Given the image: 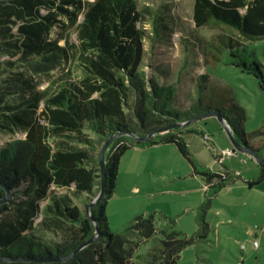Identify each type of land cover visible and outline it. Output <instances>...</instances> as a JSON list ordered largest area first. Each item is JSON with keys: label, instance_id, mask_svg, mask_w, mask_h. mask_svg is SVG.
<instances>
[{"label": "trees", "instance_id": "obj_1", "mask_svg": "<svg viewBox=\"0 0 264 264\" xmlns=\"http://www.w3.org/2000/svg\"><path fill=\"white\" fill-rule=\"evenodd\" d=\"M152 11L149 6L141 9L137 0H0V52L12 59L0 61V73L7 72L0 80V133L20 132L25 136L0 146V184L13 196L10 203L0 205V257L30 260L0 264H177L194 238H184L175 229H160L154 215H140L128 228L145 241L160 237V244L138 256L137 261L135 243L128 234L109 230L107 205L116 189L121 160L132 148L172 144L190 164L193 174L207 182L199 206L197 237L207 229L206 213L212 199L242 178L200 165L185 138V133L197 129L172 127L189 120L191 114L179 110L184 103L175 95L172 83L157 80V68L152 76L143 68L146 39H150L152 49L168 25L161 22L159 12L153 16ZM146 14L152 15L151 35L146 30ZM80 16L79 58L86 73L83 79L73 82L66 74L63 83L57 85L55 81L40 89L33 76L15 70L27 67L37 75L70 62L69 46H62L52 34L55 28L67 30L76 25ZM193 20L197 28L226 27L232 36L264 38V0H194ZM233 56L238 59L232 65L255 76L264 89L260 63L247 62L235 53ZM212 113L226 119L236 139L258 154L248 137H259L264 132L247 134L222 110ZM86 130L97 136L101 148L110 136L120 134L105 154V195L90 209L100 225L101 236L75 255L59 260L72 255L95 233L86 207L101 189V149H95V139ZM159 130L148 141L129 135L145 138ZM73 141L91 148H78L70 143ZM246 182L250 187L264 182V163L257 179ZM56 190L73 191L78 198H94L82 210L68 194ZM5 195L0 186V198ZM46 200L51 201L47 207L50 224L44 220L42 224L58 238L57 242L47 240L51 245H44L46 240L33 235L41 204ZM14 249L16 253L11 251Z\"/></svg>", "mask_w": 264, "mask_h": 264}, {"label": "rangeland", "instance_id": "obj_2", "mask_svg": "<svg viewBox=\"0 0 264 264\" xmlns=\"http://www.w3.org/2000/svg\"><path fill=\"white\" fill-rule=\"evenodd\" d=\"M137 1L141 9L145 6L153 8V16L159 12L162 16L161 22L166 21L168 24L152 49L150 39H146L144 70L148 76H152L155 73L154 69L157 68V80L173 84L175 95L178 94L180 103L185 105L183 108L179 105V110L189 112L190 119L205 116L189 126L198 132L185 133L194 157L203 167L239 174L242 178L226 186L216 195L215 202L212 199L206 213L207 229L202 236L197 237L200 233L199 206L204 201V196L203 194L199 196L200 202L196 208L194 203L197 191L192 195H186L187 197L180 191L189 187L192 190L198 189L199 183L203 185V180L196 179L198 183L193 180V170L176 146L153 149L160 152L154 153L158 156L150 159L154 164L156 158L167 157V165H163L167 166L165 169L171 167L170 174L156 168L140 173V165L146 163L144 153L133 157L130 151L121 163L118 191L122 197L117 199L119 201L115 207L117 214L121 213L123 218L116 217L112 224H108L109 230L113 233L128 234L129 239L135 243L136 261L138 256L146 255L152 247L160 244L159 236L158 239L145 241L136 231L128 230L143 213L146 216L154 215L155 223L160 229L169 231L175 229L184 238H194V242L181 253L177 264H264V182L254 186L251 191L241 187L244 184L243 178L255 176L254 180L257 179L261 174V165L249 152L233 153V144L226 129L217 117L209 115L212 111L220 109L247 134L264 132V89L255 76L243 73L232 65V61L238 59L233 56L235 53L247 62L260 63L264 75V38L246 40L237 34L232 36L226 27L197 28L193 20L194 0ZM146 15L148 20L146 30L151 35L152 15ZM82 19L83 16H80L78 23L67 30L55 28L52 34V38L60 39L62 46H69L70 62L66 64L62 62L54 70L37 75L27 67L15 70L33 76L40 83V89L47 88L55 81L57 85L63 83L66 74L71 75L73 82L83 79L86 73L79 58L78 36V24ZM7 60L12 59L0 52V61ZM159 66L163 68L157 75ZM0 74L1 80L5 78L7 72ZM133 127L135 129V126ZM137 131L141 134L139 130ZM85 132L90 138L95 139V149H101L97 136L89 130ZM24 137L20 132L14 134L2 132L0 146ZM248 138L252 145L264 146V135ZM70 143L78 148H91L86 143L77 141ZM259 154L263 156L264 147ZM143 180L146 189H140L135 193L136 187ZM56 192L61 195L68 194L73 204L79 205L82 210L94 198L93 195H82L78 198L70 190ZM128 193H131L129 197H123ZM157 205L165 210L156 212ZM163 216L168 219H164ZM40 219L41 216L38 217V221ZM254 240L259 243L257 249L252 246ZM24 244L30 248L25 240ZM43 244L51 245L49 241ZM243 244L247 245L246 249H242ZM11 251L16 253L15 249Z\"/></svg>", "mask_w": 264, "mask_h": 264}, {"label": "crops", "instance_id": "obj_3", "mask_svg": "<svg viewBox=\"0 0 264 264\" xmlns=\"http://www.w3.org/2000/svg\"><path fill=\"white\" fill-rule=\"evenodd\" d=\"M195 129V128H194ZM172 144H165V145H157V146H152V147H145V148H132V149H130L129 151H127L126 152V154L123 156V158L128 154V152H130V151H132V156L133 157H137L139 154H141V153H144V157H145V160H146V163L145 164H143V165H140V168H139V170H140V173H143V172H145L146 170H150V169H157V170H163L164 172H168L169 174H170V171H171V167L170 166H168V169H165L167 166H165V165H163V164H166L167 165V157H160V158H156L155 159V161H154V164H152L151 162H150V159H153L154 157H156V156H158V154H154V153H157V152H160V151H156V150H153V149H159V148H163V147H166V146H171ZM174 146V145H173ZM254 148H256L257 150H258V154H259V151L261 150V147H259V146H256V144H254ZM148 151H150V152H148ZM191 151H192V149H191ZM151 152H153V153H151ZM193 152V151H192ZM259 156L260 157H262L260 154H259ZM123 158H122V160H123ZM122 160H121V163H122ZM120 169H121V165H120ZM153 169V170H154ZM213 169V168H212ZM216 170V169H215ZM217 171H221V170H217ZM119 172H120V170H119ZM258 175V174H257ZM256 175V176H257ZM255 177V176H254ZM254 177H251V176H249V177H247V178H243V181H242V183H244L241 187L244 189V190H247L248 189V191H251L252 189H254V187H250L249 185H248V183L246 182V180H254ZM119 178H120V174L118 175V181H117V185H116V189H115V192H114V194H113V196L111 197V199L109 200V202H108V205H107V216H108V224H112V222L114 221V219L116 218V217H121V218H123L122 216H121V213H119V214H117V212L115 211V207H116V204H117V201H119V200H117V199H119V198H121L122 196H120V193L121 192H119L118 190H119ZM198 178H201V180H203V185L202 184H200L199 183V188L198 189H195V190H192V188H185V189H182V191H180L181 192V194H183V195H192V194H194L195 192L194 191H197V197H196V201H195V207L197 208V203L198 202H200V199H199V196L201 195V194H203V196H204V194H205V192H206V190H207V187H208V184H207V182L201 177V176H198V175H195V174H193V180L194 181H196V183H198V180H196V179H198ZM238 180H240V179H238ZM140 185H138L137 187H136V185L134 186V188L136 187L137 188V190L135 191V193L138 191V190H145L146 189V186H145V181L143 180L142 182H140L139 183ZM230 185V184H229ZM229 185H227V186H229ZM225 188V187H224ZM223 188V189H224ZM222 189V190H223ZM221 190V191H222ZM220 191V192H221ZM131 192H133V189H131ZM130 194L131 193H128L127 195H125V196H123V197H125V198H127V197H129L130 196ZM160 194V193H159ZM219 194V193H218ZM163 197V196H162ZM187 197V196H186ZM216 197V196H215ZM214 197V198H215ZM67 200V199H66ZM216 201V199H214V202ZM50 200H46V201H44V202H42V204H41V214H40V216H41V219L38 221V219L36 220V225L34 226V231H33V235L35 236V237H38V238H41V239H43V240H54V241H56L57 242V237H56V235L52 232V231H50V230H47L45 227H44V225L42 224L43 222V220L44 221H46L47 222V224H50V221H49V217H51V214L49 213V211H47V207H48V204H50ZM145 205H146V203H145ZM144 205V206H145ZM143 206V207H144ZM142 207V208H143ZM150 207V206H149ZM156 208L157 209H155L156 210V212H158V211H162V210H165V209H163V207H161L160 205H157L156 206ZM160 213H162V212H160ZM142 215H145V214H143L142 213ZM114 224V223H113ZM28 234H30V232H27L26 233V236H28Z\"/></svg>", "mask_w": 264, "mask_h": 264}, {"label": "water", "instance_id": "obj_4", "mask_svg": "<svg viewBox=\"0 0 264 264\" xmlns=\"http://www.w3.org/2000/svg\"><path fill=\"white\" fill-rule=\"evenodd\" d=\"M210 116H215L219 119L220 123L224 126V128L226 129L232 144H233V148H232V152L235 153L237 151H241V152H249L251 153L258 161V163L260 165H262L264 163V154L262 157H259L258 154L252 150L251 148L247 147L246 145H244L243 143H241L239 140L236 139L231 127L229 126V123L227 122L226 119H224L223 117L219 116L216 113H210ZM205 116H200L197 118H193L190 119L188 121H184V122H180L177 124H174L172 127H178V128H184L186 126H190L192 124H194L196 121H199L201 119H203ZM162 130L159 131H155L151 134H149L148 136H146L145 138H138L136 136H134L133 133H129L130 136H132L134 139H140L141 141H148L149 139H151L152 137H154L155 135H157L158 132H160ZM120 136L119 135H112L110 136L106 142L103 144L100 153H99V162H100V170H101V189L100 192L98 193L97 197L94 199V201L86 207L87 210V216L94 222L95 224V233L94 235L87 240L84 244H82L77 250L74 251V253L72 255L66 256L65 258H59V260H63L66 258H69L73 255H75L78 251H80L81 249H83L84 247L90 245L91 243L95 242L97 239L100 238L101 233H100V225L98 223V221H95V219L92 217L91 215V211L90 209L92 207H94L101 199L102 197L105 195V187H106V163H105V154L106 151L109 149L110 145L112 144V142L118 138ZM1 187H3L5 189L6 195L4 197L0 198V205L2 204H8L12 201L13 196L10 192V190L4 186L3 184H0ZM30 261L29 259H18V258H14V259H9V258H2L0 257V261Z\"/></svg>", "mask_w": 264, "mask_h": 264}, {"label": "built area", "instance_id": "obj_5", "mask_svg": "<svg viewBox=\"0 0 264 264\" xmlns=\"http://www.w3.org/2000/svg\"><path fill=\"white\" fill-rule=\"evenodd\" d=\"M252 246L255 248V249H257L258 247H259V243H258V241L257 240H254L253 242H252ZM247 248V245L246 244H243L242 245V249H246Z\"/></svg>", "mask_w": 264, "mask_h": 264}]
</instances>
